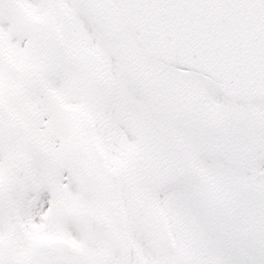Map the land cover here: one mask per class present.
I'll list each match as a JSON object with an SVG mask.
<instances>
[{
    "label": "snow or ice",
    "instance_id": "6c2138e0",
    "mask_svg": "<svg viewBox=\"0 0 264 264\" xmlns=\"http://www.w3.org/2000/svg\"><path fill=\"white\" fill-rule=\"evenodd\" d=\"M0 264H264V0H0Z\"/></svg>",
    "mask_w": 264,
    "mask_h": 264
}]
</instances>
